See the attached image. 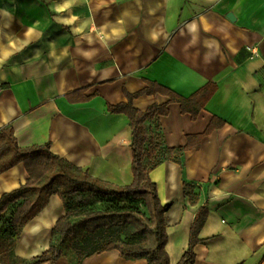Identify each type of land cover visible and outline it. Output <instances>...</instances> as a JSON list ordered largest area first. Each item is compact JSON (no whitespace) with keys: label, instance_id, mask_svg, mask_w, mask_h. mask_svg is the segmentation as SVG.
I'll list each match as a JSON object with an SVG mask.
<instances>
[{"label":"crops","instance_id":"crops-1","mask_svg":"<svg viewBox=\"0 0 264 264\" xmlns=\"http://www.w3.org/2000/svg\"><path fill=\"white\" fill-rule=\"evenodd\" d=\"M146 80L184 98L218 86L198 119L175 103L160 120L167 147L190 146L181 165L166 161L150 173L170 205L171 264L188 250L207 204L195 264H264V0H0V128L13 125L20 148L50 142L89 176L131 185L130 120L108 106L127 102L125 92L144 90ZM168 100L146 94L134 103L145 112ZM214 118L225 125L199 139ZM28 179L22 163L1 174L0 199ZM184 183L198 187L197 204ZM65 214L52 196L23 228L16 256L46 253ZM83 264L149 262L113 250Z\"/></svg>","mask_w":264,"mask_h":264},{"label":"trees","instance_id":"trees-1","mask_svg":"<svg viewBox=\"0 0 264 264\" xmlns=\"http://www.w3.org/2000/svg\"><path fill=\"white\" fill-rule=\"evenodd\" d=\"M217 90L218 86L208 83L189 98H184L146 80L144 90L132 95L125 92L127 102L108 106L109 113L124 114L130 120L134 182L129 186L118 187L89 176L88 172L53 153L50 142L20 148L13 125L0 128V175L22 163L29 178L26 184L0 199V264H54L62 257L68 259L70 264H83L86 258L113 250L119 251L122 258L133 261L147 259L149 264H171L167 252L165 216L170 205L163 206L160 202L159 190L150 173L166 161L181 165V157L190 146L177 149L167 147L160 131V120L169 114L170 105L175 103L181 105L183 113L191 115L194 120L198 119ZM146 94H162L169 100L161 105L155 103L142 112L135 107L134 100ZM224 125V121L214 118L199 139ZM183 187L185 197L192 204H197L198 187L193 183H184ZM54 195L63 201L66 214L53 229L50 249L31 260L17 257L14 247L22 236L23 228L48 206ZM93 201H111L114 204L106 211L93 212L90 208ZM125 201L130 204H123ZM138 203L144 204L150 218L140 212ZM137 215L149 224L153 238L149 251L132 252L115 240L128 229L129 218L133 220ZM209 215L208 204L198 211L191 227L189 248L179 264L196 263V247L202 242L200 235ZM129 245L139 247L137 233Z\"/></svg>","mask_w":264,"mask_h":264},{"label":"rangeland","instance_id":"rangeland-1","mask_svg":"<svg viewBox=\"0 0 264 264\" xmlns=\"http://www.w3.org/2000/svg\"><path fill=\"white\" fill-rule=\"evenodd\" d=\"M122 203L130 204L126 201ZM113 204L114 203H112L111 201H107V202L93 201L91 203L90 208L93 212L94 211H106ZM137 207L139 208L140 212H142L145 216L150 218L149 213L143 203H138ZM129 220L131 222H130L128 229L125 230V232H123L122 235L117 236L115 240L119 244L125 245L126 249L132 252L137 251V250L149 251L151 247L153 246L152 244L153 238H152L149 224L142 216H138V215L135 218H133V220L131 218H129ZM136 233H137V239L139 240V247L137 248L129 245V241L133 239V235H135Z\"/></svg>","mask_w":264,"mask_h":264},{"label":"water","instance_id":"water-1","mask_svg":"<svg viewBox=\"0 0 264 264\" xmlns=\"http://www.w3.org/2000/svg\"><path fill=\"white\" fill-rule=\"evenodd\" d=\"M229 18L232 19V15H230Z\"/></svg>","mask_w":264,"mask_h":264}]
</instances>
